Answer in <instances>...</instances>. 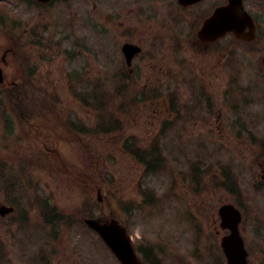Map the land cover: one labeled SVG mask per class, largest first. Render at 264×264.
<instances>
[{
    "label": "rangeland",
    "instance_id": "1",
    "mask_svg": "<svg viewBox=\"0 0 264 264\" xmlns=\"http://www.w3.org/2000/svg\"><path fill=\"white\" fill-rule=\"evenodd\" d=\"M21 4L20 0H0V20L26 24L30 15ZM106 41L96 38L88 44L98 56L85 57L84 70L74 40H69L66 59L52 58L50 75L37 77L40 87L21 86L17 94L0 88V204L15 208L10 220L14 232L0 223L4 240L0 264H119L82 223L84 214L94 218L116 215L120 224L125 223L134 247L150 258L146 264H216L217 212L228 203L245 208L249 222L243 234L248 241L258 242L250 229L264 226L256 225L253 218L255 206L264 216V197H258L264 189L257 194V183L253 191L264 164V123L231 125L225 119L218 124L204 114L195 123L168 125L160 133L164 124L151 116V106L133 115L136 103L129 104L126 98L128 103L117 106L111 97L117 86H106L105 68L113 59L112 49L101 51ZM93 68L100 73H93ZM68 73L80 80H69ZM173 78L169 73L164 85L173 88L169 83ZM86 82L91 89L105 92L87 91ZM101 83L104 87L100 88ZM187 90H182L183 105L189 98ZM126 92L134 100L135 91ZM95 94L104 103L98 115ZM79 95L83 100L77 99ZM9 121L13 122L10 136ZM109 121L120 128L104 135L106 129L100 127ZM236 131L243 134L238 137ZM153 147L166 157L167 165L143 179L145 165L129 150ZM196 159L204 161L199 178L191 167ZM107 179L113 183L109 185ZM120 203L122 211L117 209Z\"/></svg>",
    "mask_w": 264,
    "mask_h": 264
},
{
    "label": "flooded vegetation",
    "instance_id": "2",
    "mask_svg": "<svg viewBox=\"0 0 264 264\" xmlns=\"http://www.w3.org/2000/svg\"><path fill=\"white\" fill-rule=\"evenodd\" d=\"M26 1L25 11L30 15L26 24H13L4 17L0 20V69L4 76L0 88H36L38 76L50 75L52 58L59 55L66 59L68 40L75 41L82 59L96 58L97 52L88 44L107 35L113 59L106 73L124 76L131 88L173 91V122H196L204 114L218 124L225 119L230 123L251 121L245 119L249 112L244 110L251 106H244L250 99L243 89L255 98L264 79V0ZM53 27L61 28L59 38ZM125 45L130 46L128 58L123 52ZM92 70L100 73L97 68ZM169 73L174 76L169 82L173 88L164 85ZM132 76L140 83L132 84ZM185 88L190 103L183 105ZM256 107L260 109L257 114L264 116V105ZM14 215L0 218L11 233ZM262 236L247 245L246 264H264ZM0 241L4 248V240Z\"/></svg>",
    "mask_w": 264,
    "mask_h": 264
},
{
    "label": "water",
    "instance_id": "3",
    "mask_svg": "<svg viewBox=\"0 0 264 264\" xmlns=\"http://www.w3.org/2000/svg\"><path fill=\"white\" fill-rule=\"evenodd\" d=\"M44 1V0H42ZM221 216L224 221V226L236 231V217L233 215L232 209L224 208L221 211ZM87 225L95 230L109 246L113 253L117 256L122 264H139L135 258L129 239L126 232L119 228L115 223H104L99 221H87ZM229 249L237 252L242 250V242L239 240L236 232L233 236L225 241ZM235 262L238 261L236 257L232 258Z\"/></svg>",
    "mask_w": 264,
    "mask_h": 264
},
{
    "label": "trees",
    "instance_id": "4",
    "mask_svg": "<svg viewBox=\"0 0 264 264\" xmlns=\"http://www.w3.org/2000/svg\"><path fill=\"white\" fill-rule=\"evenodd\" d=\"M143 161H145V164L148 166V163L151 162L153 159L158 160L159 157L153 156V155H147V156H141L140 157Z\"/></svg>",
    "mask_w": 264,
    "mask_h": 264
}]
</instances>
